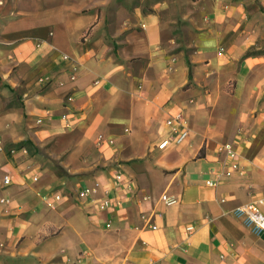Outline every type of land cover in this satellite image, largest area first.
Masks as SVG:
<instances>
[{
  "label": "crops",
  "instance_id": "1",
  "mask_svg": "<svg viewBox=\"0 0 264 264\" xmlns=\"http://www.w3.org/2000/svg\"><path fill=\"white\" fill-rule=\"evenodd\" d=\"M0 140V264H264V0H0Z\"/></svg>",
  "mask_w": 264,
  "mask_h": 264
},
{
  "label": "built area",
  "instance_id": "2",
  "mask_svg": "<svg viewBox=\"0 0 264 264\" xmlns=\"http://www.w3.org/2000/svg\"><path fill=\"white\" fill-rule=\"evenodd\" d=\"M65 59H69L68 55H64ZM69 99L71 100L72 97L69 96ZM66 119V118H64ZM167 123L172 126V132L170 133L169 137L164 139L161 144L159 145L161 148H165L170 145H179L182 144L184 141L187 140L189 137V128L187 121L184 117L183 111H179L176 113H171V116L167 119ZM221 151H226L227 157L229 159H232L233 161L230 162V166L232 168H238L239 165L237 162L234 161L236 156V151L233 148L231 144H225L221 145L219 147ZM0 150H4V146L0 140ZM16 148L13 147L10 149V152H15ZM231 171H227L224 174L226 176L231 175ZM220 176V175H219ZM11 181L10 176H6L4 179V183L8 184ZM115 183L116 185H122V188H124L128 192L135 191L134 183L132 178L124 177V173L122 171H119L115 175ZM207 184L209 186H216L218 184V180L210 179L207 181ZM89 190H83L80 192V197H85L88 195ZM64 198V195L62 193H55L52 197L48 195H43V200L46 202L47 206L50 208H55L58 204V202L62 201ZM162 199L165 201V203L169 204L171 202V199L167 197L166 194L163 195ZM6 199L2 198L0 199V202H5ZM109 205V199H105L100 203V208L105 209ZM235 214L242 218L244 222L249 225L257 234H260L264 231V197L256 198L255 200L242 205L241 207H238L235 210ZM111 223H107V227H110ZM194 230V226H189L187 228V231L189 233H192ZM87 255V254H86ZM84 257V255H83Z\"/></svg>",
  "mask_w": 264,
  "mask_h": 264
},
{
  "label": "rangeland",
  "instance_id": "3",
  "mask_svg": "<svg viewBox=\"0 0 264 264\" xmlns=\"http://www.w3.org/2000/svg\"><path fill=\"white\" fill-rule=\"evenodd\" d=\"M15 101H12V103H14Z\"/></svg>",
  "mask_w": 264,
  "mask_h": 264
},
{
  "label": "trees",
  "instance_id": "4",
  "mask_svg": "<svg viewBox=\"0 0 264 264\" xmlns=\"http://www.w3.org/2000/svg\"><path fill=\"white\" fill-rule=\"evenodd\" d=\"M28 143V142H27Z\"/></svg>",
  "mask_w": 264,
  "mask_h": 264
}]
</instances>
